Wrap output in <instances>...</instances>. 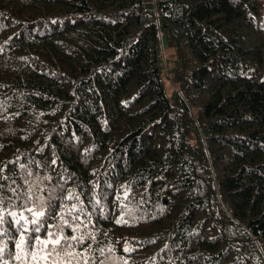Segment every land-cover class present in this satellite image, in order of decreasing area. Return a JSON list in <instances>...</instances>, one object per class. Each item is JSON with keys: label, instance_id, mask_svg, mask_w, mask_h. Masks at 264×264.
<instances>
[{"label": "trees", "instance_id": "obj_1", "mask_svg": "<svg viewBox=\"0 0 264 264\" xmlns=\"http://www.w3.org/2000/svg\"><path fill=\"white\" fill-rule=\"evenodd\" d=\"M0 105L4 175L102 195L105 264H264V0H0Z\"/></svg>", "mask_w": 264, "mask_h": 264}, {"label": "snow or ice", "instance_id": "obj_2", "mask_svg": "<svg viewBox=\"0 0 264 264\" xmlns=\"http://www.w3.org/2000/svg\"><path fill=\"white\" fill-rule=\"evenodd\" d=\"M4 167H0V264H105L100 259L105 249L94 246L99 230L89 210V205L93 209L104 207L102 195L93 192L86 196L75 188L65 191L72 177L63 173L53 184L51 176L36 183L35 174L26 171L23 183H17L15 174H3ZM128 195L126 190L125 200ZM122 207L127 212H122L115 222L128 224L125 216H133V210L127 205ZM10 244L16 251L9 248ZM124 251L132 249L126 247Z\"/></svg>", "mask_w": 264, "mask_h": 264}, {"label": "rangeland", "instance_id": "obj_3", "mask_svg": "<svg viewBox=\"0 0 264 264\" xmlns=\"http://www.w3.org/2000/svg\"><path fill=\"white\" fill-rule=\"evenodd\" d=\"M169 52L170 51H166V54L169 55ZM166 54H165V56L163 55V63H164V65H163V77H164V81L166 84L167 94L169 96H172L175 88H174L172 81H171V75H172L173 69L176 67V64L173 61L168 62L166 60Z\"/></svg>", "mask_w": 264, "mask_h": 264}]
</instances>
